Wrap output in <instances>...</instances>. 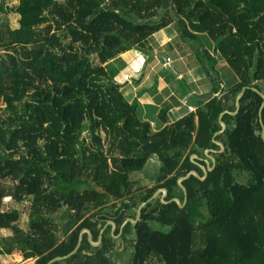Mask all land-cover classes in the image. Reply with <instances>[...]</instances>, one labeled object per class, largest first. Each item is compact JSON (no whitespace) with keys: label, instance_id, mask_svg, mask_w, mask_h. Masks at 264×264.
<instances>
[{"label":"trees","instance_id":"16d2710c","mask_svg":"<svg viewBox=\"0 0 264 264\" xmlns=\"http://www.w3.org/2000/svg\"><path fill=\"white\" fill-rule=\"evenodd\" d=\"M12 9L19 24L0 21V228L12 230L0 234V254L46 264L74 249L83 227L97 239L113 218L117 233L159 187L167 188L165 200L183 201L177 178L191 169L203 175L191 154L212 148L208 174L182 179L183 206L156 197L124 225L123 236L136 232L131 264H264V0H18ZM170 25L176 34L159 53L160 73L178 77L179 96L165 100L158 116L166 122L184 99L195 109L156 129L139 116L113 59L132 49L150 56L154 33ZM181 55L185 68L200 66L210 77L211 93H192L166 63ZM221 61L234 72L231 82L221 79ZM225 109L227 126L215 135ZM152 154L161 160L158 179L135 192L131 173ZM242 171L246 182L236 176ZM5 197L31 198L27 228L19 209L3 207ZM108 231L96 246L85 233L76 252L50 264H114Z\"/></svg>","mask_w":264,"mask_h":264},{"label":"crops","instance_id":"0c3cea01","mask_svg":"<svg viewBox=\"0 0 264 264\" xmlns=\"http://www.w3.org/2000/svg\"><path fill=\"white\" fill-rule=\"evenodd\" d=\"M164 29L165 28L155 32L154 33L155 40H150L149 43H151L153 46V49H151V51H150V54H151L150 56L146 57L145 54H143L140 49H136L135 51H134V49H132L129 51L130 52L128 55L129 60L125 59L122 62L123 64H125V67H126L125 70H127V71L128 70H138L139 71V73H136L134 78H132L133 79L132 81H126L124 83L126 88L130 87V89L132 90V94H131L130 99L133 100L134 98L135 99L137 98V100L138 101L140 100V102H141V103L139 102V104H140L139 116L142 119H149L150 122H151V120H155L157 123H162V124H164L168 121L170 122V120L172 121L175 117L180 118L182 115H184L186 113V108H187V104L184 103V101H183V104L180 103V104H176V105L172 106L168 112V120L166 122H162L160 120V117L158 116V111H159L162 103L165 100H167L169 97L171 98V95H178L179 96V94H178V85H179L178 77L177 76L171 77L170 75H168L169 72H167V71L160 73L162 63H156V60H158V57L164 60L163 57L159 56V53L162 52L160 50L162 48L161 45H162V43L166 42L165 39L167 37L166 36L167 31H164ZM165 30H167V29H165ZM167 45L164 46L165 51L167 50L166 49L168 47ZM158 46H159V49H158L159 51L154 53L155 52L154 48L155 47L158 48ZM165 51L163 50L164 53H165ZM155 54H156V57L154 58ZM125 61H126V63H125ZM144 61L146 63L145 66H144ZM159 62H162V61H159ZM164 62H165V60H164ZM151 63H152V68H153L152 70H150ZM166 63H169V62L166 61ZM170 63L173 64L174 67H176L178 70L181 71V74L183 75L184 79L186 80V86H188L190 88L192 93L197 92V93L202 94V95H206V94L211 93V90L213 88V82L208 77V75L202 70V68L200 66L195 65L192 67L185 68L186 63H185L182 55L180 57L174 56V61L171 60ZM155 82L157 84L153 86V84ZM167 84L172 85V87H167ZM162 88H164V89L162 90ZM162 91L164 92V97L161 96ZM158 94H159V97H157ZM187 103H189L188 100H187ZM189 104L193 105L191 103H189ZM205 157L210 158V156L207 154L206 151H204L203 155L200 156V159H203L206 162V164H210V162H212L211 158H210V161H208V158H205ZM159 159L160 158L158 157V160ZM159 162L160 163L156 169V173L160 172L159 166L161 165V160H159ZM137 208H136V210H137ZM127 217H130V215H128ZM109 219L114 220L113 218H109ZM108 220H106V222L101 226L97 239L93 238L92 231H91V235L89 236V234H88L89 232L87 230H84L82 233V240L80 242L79 247L82 244L85 233H87L89 242L92 245L96 246V245H99L101 243L103 235L106 233V230H109L108 233L111 234L115 238L114 239L115 240V247H114V250L112 252L113 260L115 261L114 264H120L122 259H123L124 254H128V256H130V260H131L132 250H133L132 249L133 240L131 238V231L134 229H132L125 236H123V227L128 221L124 225H122L123 222L125 221L124 220L122 222V224L120 225L119 231L117 233H115V229L117 227V224L113 225L112 223H108ZM109 225H111L110 229H109ZM23 227H25V226L23 225ZM83 228H89V227H83ZM102 228H103V231H101ZM9 229L10 228H7V227L0 228V230H3L2 231L3 233H1V231H0V233L3 235H10V234H12V230H9ZM81 230H80V232H81ZM80 232H79V235H80ZM101 234H102V236H101ZM100 236H101V238H99ZM90 237H91L92 241L94 242V244L90 241ZM78 239H79V237H78ZM129 242H130V244H129ZM129 245H131L130 251L128 250ZM83 252L91 253V251H87L85 249L83 250ZM35 259H36L35 257L23 258L21 255H13V254H8V253L0 254V264H33ZM63 264H65V263H63Z\"/></svg>","mask_w":264,"mask_h":264},{"label":"rangeland","instance_id":"374dc122","mask_svg":"<svg viewBox=\"0 0 264 264\" xmlns=\"http://www.w3.org/2000/svg\"><path fill=\"white\" fill-rule=\"evenodd\" d=\"M18 3V0H7V2H6V9L5 10H1V18H0V21H7L8 23H10L11 24V26L12 27H15V26H17L19 23H17V20H18V18H19V14L18 13H16L12 8L16 5ZM163 29V28H162ZM165 29H167V30H165ZM164 29V31H167V34H166V41L168 40V39H171L173 36H175V32H174V30L172 29V26L170 25V26H168V27H166ZM175 42V41H174ZM165 43V44H164ZM164 43H162V48L160 49L161 51H165V49H164V46H166L167 44H166V42H164ZM160 45V44H159ZM160 46V47H161ZM159 46H158V48L157 47H155L154 48V53H156V52H158L159 50ZM167 49V48H166ZM129 51H127V52H125V53H119V54H117V56L116 57H114V59H113V61L115 62V64L117 65V67H118V71H117V77L119 78V79H123V81H128V80H131V78H133L135 75H136V73H139V71L138 70H125L126 69V67H125V64L124 65H122L123 63V61L125 60V59H127V60H129V57H128V55H129ZM156 57V54L154 55V58ZM119 59H120V61H119ZM94 60L95 61H98V58H97V56L96 55H94ZM171 60H173L174 61V57H172V59H170V58H168V60H167V62H171ZM100 61V60H99ZM159 61H162V62H159ZM125 63H126V61H125ZM153 63V62H152ZM152 63H151V67H150V70H152L153 68H152ZM156 63H162L161 65H163L165 62H164V60L163 59H161V58H159L158 57V60H156ZM220 64H221V67H220V70H221V72L223 73V75L221 76V79H223L224 81L225 80H228L229 82H231L233 79H235V76H234V72H233V70L229 67V65H227V63L226 62H224V61H221L220 62ZM125 73H128L129 74V76L128 75H126V76H124V74ZM226 73V74H225ZM115 74V75H116ZM210 78V77H209ZM147 83V82H146ZM145 83V84H146ZM167 87H172V85H168L167 84ZM164 88H162V90H163ZM161 96L162 97H164V92L162 91V94H161ZM157 97H159V94L157 95ZM138 102H140V100L138 101ZM141 103V102H140ZM139 112V111H138ZM171 112V111H170ZM174 118V117H173ZM178 117H175L172 121H174L175 119H177ZM156 122L155 120H151V122ZM171 120H170V122H172ZM156 125L154 126L156 129H158L161 125V123H159V124H157V122L155 123ZM100 133H101V136H102V138H103V143H104V148H105V150H106V152H107V154H109L110 153V151H109V147H110V139L108 138V136L105 134V131L104 130H101L100 131ZM83 135H85L86 136V139H87V141H90V140H92V137H91V135H90V133H89V131H84L83 132ZM114 153H118V152H116V151H114ZM205 158H208V157H205ZM160 160V159H159ZM159 160H158V155L157 154H152L149 158H148V160H147V162H146V164H145V166L142 168V169H140V170H136V171H134L132 174H131V182H132V184H133V188H134V190H135V192H138V191H140V190H144V189H146L147 187H150V186H152V185H154L155 183H156V180L158 179L157 177H158V174H159V172H157L156 173V169H157V167H158V165H159ZM208 161H210V158H208ZM210 165H211V163H210ZM160 167V166H159ZM236 176H237V178H238V180L239 181H241V182H246L248 179H249V175H248V172L247 171H242V172H239V173H237L236 174ZM163 193V191H160V192H158L155 196H154V198L152 199V200H154L156 197H161L162 198V194ZM165 197V196H164ZM30 204H31V198L30 197H28L27 199H25V200H23V201H20V202H18V201H15L14 199H12L11 197H5L4 198V204H3V207L5 208V209H12V208H17V209H19L20 210V223L22 224V225H24L25 226V228H27L28 227V224H27V220H28V214H29V208H30ZM63 211L64 210H62L61 211V214H62V216H61V214H60V217H57V221L58 222H63L64 220H65V218H66V216L65 217H63ZM136 212H137V210L135 209V210H131V214L132 215H130L131 217H136ZM9 230H11V229H9ZM1 231V233H3L2 231L3 230H0ZM0 233V234H1ZM135 236H136V232H135V230H132L131 231V238H132V240H134L135 239ZM129 244H130V242H129ZM130 246L131 245H129V247H128V250L130 251ZM132 249H133V245H132ZM120 264H131V260H130V256H128V254H124L123 255V259H122V261H121V263Z\"/></svg>","mask_w":264,"mask_h":264},{"label":"water","instance_id":"95a60500","mask_svg":"<svg viewBox=\"0 0 264 264\" xmlns=\"http://www.w3.org/2000/svg\"><path fill=\"white\" fill-rule=\"evenodd\" d=\"M246 87L244 86L243 88H242V90L237 94V96H236V110H234V111H230V110H228V109H225V110H223L221 113H220V122H221V124H222V128L220 129V130H218V131H216L215 132V135L216 134H218V133H220V132H222V131H224V129L226 128V126H227V124H226V122L222 119V116H223V114L225 113V112H231V113H233V114H235V113H237L238 112V110H239V108H240V98H241V96H242V94H243V92H244V89H245ZM256 90H258L256 87H254ZM260 93L262 94V96H263V98H264V93L263 92H261L260 91ZM264 105V101H263V103H262V106ZM261 115H262V112H261V109H260V119H261V122H262V125H263V128H262V137H263V139H264V124H263V121H262V118H261ZM220 145H221V150L222 149H224L225 148V144L222 142V141H220V140H216ZM211 150H213L212 148H206L205 149V151L207 152V154L210 156V158H211V161H212V164L210 165V164H206V165H204V164H202V163H200L197 159L198 158H200V156L197 154V153H192L191 154V159L193 160V161H195V162H197L201 167H202V169H203V171H204V174L203 175H201L196 169H191L188 173H186L185 175H181L180 177H178L177 178V180H178V182H179V184L181 185V187L183 188V191H184V200L182 201L179 197H173V198H171V199H168V200H165L164 199V196L167 194V188L166 187H159V188H157L155 191H154V193L149 197V198H147L146 200H144V201H142L140 204H139V206H138V208H137V212H136V217H127L126 219H125V221L123 222V224L122 225H124L127 221H132V222H134V223H136L139 219H140V217H141V213H142V208H143V206L144 205H146V203L147 202H149L150 200H152L153 198H154V196L158 193V192H160V191H163V195H162V198H161V200L163 201V202H167V201H171V200H176L181 206H183L185 203H186V197H187V188H186V186L183 184V182H182V179L183 178H185V177H188L189 175H191V174H195V175H197V177H199V178H204L207 174H208V170H210V169H212L213 167H214V165H215V162H216V159H215V156L213 155V154H211L210 153V151ZM108 223H112L113 225H116V222L114 221V220H112V219H109L108 220ZM84 230H87L89 233V236L91 235V230L89 229V228H83L82 230H81V232H80V235H79V239H78V242H77V245L74 247V249H72L69 253H67V254H65V255H59V256H55L54 258H52V259H50L46 264H50L52 261H54V260H56V259H63V258H66V257H68L69 255H71V254H73L74 252H76V250L79 248V245H80V242H81V240H82V233H83V231ZM101 231H103V228L101 229ZM101 236H102V234H101ZM101 236L99 237V238H101ZM90 241L94 244V242L92 241V239H91V237H90Z\"/></svg>","mask_w":264,"mask_h":264},{"label":"built area","instance_id":"2783aa9c","mask_svg":"<svg viewBox=\"0 0 264 264\" xmlns=\"http://www.w3.org/2000/svg\"><path fill=\"white\" fill-rule=\"evenodd\" d=\"M126 75H128L129 76V74L128 73H125L124 74V76H126ZM184 101V103H186L187 104V108H188V110L189 111H191V110H194L195 109V106H193V105H190L189 103H187V99H184L183 100ZM156 122H151V125H152V127H154L156 124H155ZM155 128V127H154Z\"/></svg>","mask_w":264,"mask_h":264}]
</instances>
